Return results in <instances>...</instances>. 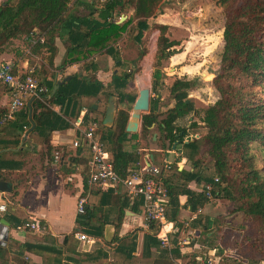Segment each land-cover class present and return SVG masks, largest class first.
Here are the masks:
<instances>
[{
  "label": "trees",
  "instance_id": "1",
  "mask_svg": "<svg viewBox=\"0 0 264 264\" xmlns=\"http://www.w3.org/2000/svg\"><path fill=\"white\" fill-rule=\"evenodd\" d=\"M162 2L163 0H92L87 5L89 10L86 12L85 9L78 11L76 6L82 4L80 0H7L0 5V54L13 40H25L30 46V38L40 36L44 38V43H37L31 48L36 51L40 47L46 48L54 54V39L65 31L70 41V46L66 49L67 55L70 58L74 54L78 55V58H71L70 63L81 60L79 55H83L84 59L90 58L92 51L105 50L111 53V44H116L129 29L131 32L137 31L134 39L138 41L142 33L149 29L150 19L155 18L158 12L160 14ZM221 4L225 15L221 68L212 81L213 88L218 93L217 100L202 111L200 123L192 122L187 128L176 125L177 120L189 114L191 104L187 99L188 92L199 82L198 78L177 79L169 89L176 100L175 105L159 119V97H152L148 112L141 116L140 134H148L150 128L156 125L168 147L175 143L182 146V157L193 168L192 172H176L173 167L175 172L163 174V182L172 201L181 192H187L184 189L191 180L203 179L202 174L207 171L209 177L206 176L204 182L213 184L212 196L215 199L226 198L232 204L229 211L231 217L240 220L242 224L255 222L264 237V0H221ZM82 5L87 8L85 4ZM126 10H132V15L123 23L117 24L113 19L114 15ZM159 28L152 75L151 91L154 94L161 78V61L169 58L171 48L178 45L166 36V25H160ZM83 48H86L85 51ZM88 67L96 70L92 62L86 68ZM130 77L129 71L119 76L115 74L111 84L104 86L96 79L73 75L54 94L51 93L54 85L49 83L48 105L34 99L30 115L29 108L25 106L2 128L13 125L21 134L24 127L30 129L34 126L33 134L43 139L45 155L52 162L50 134L59 128L68 127L64 116L77 118L86 109L88 113L84 115V120L86 123H97L96 133L109 154L114 171L122 178L129 177L141 168V155L136 150L137 144L128 145L138 137L137 134L125 131L128 113L119 110L112 127L105 128L102 125L105 109L95 110L96 101L85 107L84 100L97 98L99 93L113 86L119 98L134 103L136 97L123 91ZM73 80L76 84L71 83ZM240 80L246 83L237 84ZM67 84L71 87L68 93L64 90ZM110 95L109 93L107 97ZM55 104L63 107L61 114L55 113L51 108ZM188 131L192 134H187ZM187 135H199V138L184 141ZM19 137L18 135L15 140L16 146ZM128 147L133 150H128ZM161 147L164 149L166 145L162 144ZM200 155L202 157L199 159ZM68 157H63L59 166L69 174L77 165H84L82 180L85 196L89 188L86 166L89 151L78 148L75 155L69 154ZM260 158L263 165L259 164ZM172 177H175L174 181ZM214 178L218 182L214 183ZM90 190L91 195L100 194L101 197L111 192L116 208V215L111 223L118 233L124 217L123 197L116 196L112 190ZM101 211V207L94 206L91 210L87 207L82 215L85 220L83 225L88 226L96 220ZM97 227L102 236L104 223L101 222ZM149 228L156 230L153 224H149ZM74 233L64 237L63 245H69L72 249L79 248L78 241L73 238ZM118 240L120 239L115 234L114 241ZM93 251L94 247L87 253ZM26 252L37 254L31 246L8 240L6 247H0V264H34L29 258L25 259ZM45 263L46 259L43 258L41 264ZM256 264H260V261Z\"/></svg>",
  "mask_w": 264,
  "mask_h": 264
},
{
  "label": "crops",
  "instance_id": "2",
  "mask_svg": "<svg viewBox=\"0 0 264 264\" xmlns=\"http://www.w3.org/2000/svg\"><path fill=\"white\" fill-rule=\"evenodd\" d=\"M80 1L86 6L92 3V0ZM82 4H78L76 7L88 12L89 7L86 8ZM128 11L129 15L126 19L132 15V10ZM163 15L159 14L155 18H151L150 21L157 23V20L161 19ZM65 38L64 34L55 37L54 54L48 52L46 48L40 47L36 51L29 46L19 55L18 50L15 51L12 48H17V44H23L25 40H13L0 54V63H13L15 71L19 73L34 71V74L46 87L49 83L54 86L62 83L58 85L59 87L71 79L72 75L68 72L84 65L82 64L83 55H79L81 60L70 63L71 58L67 55ZM101 54L100 57L104 58L103 60L108 63V67H112L114 61L109 56V52L105 53L104 50ZM113 75L115 72L112 73V77ZM68 77L70 78L67 80ZM111 81L112 79H109L102 84L107 86L111 84ZM9 97L8 87L0 82V112L7 107ZM94 106L96 107L95 110L99 109L96 105ZM51 108L55 113L60 112L57 105H52ZM83 113L87 114L88 112L83 109L79 116ZM63 118L68 123V127L65 130L53 131L50 134L52 162L48 161L45 155L43 139L33 134L34 126H31L30 129L24 127L21 134L13 128V125L0 127V203H5L7 207L5 213H0V224L7 226L10 230L7 242L8 240L15 241L31 246L37 251V254L26 252L24 254L25 259L29 258L34 264H41L43 258L46 259L45 264H106L98 252L86 253L77 247L72 249L69 248V245H63L65 236L77 231L88 234L87 232L92 229L93 225L99 226L102 222L104 227L102 236L99 238L100 241L103 239L104 243L115 245V260L112 264H220L222 262V254L225 253L223 244L218 243L209 246V243H213L215 239L219 241L217 232L220 227H216L215 223L217 220H221L217 219L214 213L219 209L221 201L214 197L210 199L203 197L201 190L202 184L205 183L204 179L209 177L207 171L203 172V179L195 178L187 184L184 189L187 192H181L176 196V200L174 198V201L170 198L171 207L168 217L170 226L166 227L167 231L170 230L167 234V247L161 245L158 240L157 227L155 226L156 230L149 228V224L144 221L140 207H137L136 204L131 205L123 191L116 194V196L124 199V217L118 233L111 223L116 215L111 192L105 193L101 197L100 194L91 195L92 190L87 189L85 195L87 198L86 208L91 210L97 206L101 207L102 211L98 213L96 220L90 222L88 226H84L85 220L76 212L77 198L84 191L82 180L84 165L79 164L73 172L66 174L53 160L55 151H59L65 158L69 154L72 155L70 144L78 136L73 126L76 118L73 116H64ZM84 125L87 127L88 123L85 122ZM187 125L189 126L190 122ZM18 135L20 137L16 146L15 140ZM196 137L198 136L196 135ZM128 150L133 149L129 147ZM136 150L141 155L145 149L138 147ZM150 150L143 159L141 157V167L147 163L161 165L163 161H169L172 163V170L174 167L176 172L193 171L189 162L180 155L175 160H171L169 155L163 154L162 160H160V155L156 154H162L164 149L160 146L156 151ZM180 159H182L183 164L177 170L176 164ZM174 170L171 172H175ZM172 179L174 181L175 177ZM223 219L225 220V217ZM32 220L46 228L45 235L17 230L21 223ZM107 225H111L115 229L111 242H106L104 238ZM115 234L120 240L114 241ZM203 234L205 236L201 240ZM74 240L76 239L74 238ZM239 262H242V258L239 259Z\"/></svg>",
  "mask_w": 264,
  "mask_h": 264
},
{
  "label": "rangeland",
  "instance_id": "3",
  "mask_svg": "<svg viewBox=\"0 0 264 264\" xmlns=\"http://www.w3.org/2000/svg\"><path fill=\"white\" fill-rule=\"evenodd\" d=\"M159 10L161 11L160 14H164L163 17L157 20V23L151 21L149 29L142 33L138 41L134 39L137 31L131 32L129 29L116 44L113 43L110 46L112 52L109 53V56L114 61L112 67L109 68L108 63L103 60L104 58L100 57L102 55L101 52L92 51L91 59H83V66H78V68L68 73L81 78L87 76L89 79H96L100 83H105L112 79V73L114 74L115 72L119 76L129 71L131 77L123 91L137 98L139 90L147 88L150 90V99L158 95L159 101L157 105L161 113L159 119L163 118L166 111L176 103L169 91L172 83L177 79L191 80L198 78V84L188 92L187 96L191 104V110L187 116L177 121L178 126L187 128L188 122L190 124L192 122L200 123L202 111L218 98V93L213 88L212 81L221 68L220 60L223 49V27L225 24L224 8L221 0H163ZM128 15L129 11L126 10L124 13L116 15L113 19L118 23L122 16L128 17ZM164 24L168 27L166 36L169 40L177 42L178 45L171 48L169 58L161 61V78L154 94L151 91L154 56L160 33L159 26ZM63 34L66 37V48H68L70 46L69 36L66 31ZM17 45V48L12 49L18 50L19 55L29 47L27 41ZM83 49L85 51L86 48ZM77 56L74 54L71 58L73 59ZM96 58L99 59L95 60ZM90 62H92L96 70L91 67L86 68ZM71 83L76 84L74 80ZM245 83L246 81L244 80L237 82V84ZM70 84L65 85L64 90L67 93L71 91ZM109 93L117 98L116 113L119 110H124L130 117L133 103L119 98L117 92L113 90V86H110L109 90L99 93L98 97L94 98L96 100H84L85 107L96 101L97 108L100 110L106 109L108 103L107 95ZM55 105L59 106V113H61L63 107L58 104ZM58 130H65V128H59ZM68 134L71 135V133ZM187 134H192V132L188 131ZM137 135L139 137L129 142L128 145L137 144L139 148H144L145 150L141 152L142 159L151 151L150 149L156 151L162 144L166 145L162 154H156L152 151L156 155H160V160H162L163 154L169 155L171 160H175L179 155L182 156V146L175 143L172 147H168L156 125H153L146 135L140 134L139 127ZM197 136L187 135L184 141L198 139L199 135ZM201 157L202 155L198 156L199 159ZM259 164L263 165L261 158ZM219 200L221 201L219 209L214 213L215 217L221 220H217L215 223L216 227L221 228L217 232L219 241L215 239L213 243H209V246L217 245L218 243L223 244L222 247L225 253L222 254V262L220 264H256L259 261L260 264H263L264 237L259 231L257 224L255 222L242 224L240 220L232 218L229 214L232 204L226 198ZM223 217H225V220ZM91 228L87 233L98 240L93 253L98 252L106 264H112L115 260V245H108L104 243L103 239L100 241L101 230L99 227L93 225ZM204 236L205 234L202 235L201 240ZM240 258H242L241 263L239 262Z\"/></svg>",
  "mask_w": 264,
  "mask_h": 264
},
{
  "label": "built area",
  "instance_id": "4",
  "mask_svg": "<svg viewBox=\"0 0 264 264\" xmlns=\"http://www.w3.org/2000/svg\"><path fill=\"white\" fill-rule=\"evenodd\" d=\"M5 1L7 0H0V5ZM29 42L32 47L37 43L43 44L44 38L42 36L30 38ZM0 82L8 87L10 93L7 107L0 112V127L13 120L15 115L27 106L29 99H38L47 105L49 90L40 82L34 71L19 73L15 71L13 63L1 62ZM84 115V113L81 114L73 122L78 136L71 141L70 147L73 151L72 155H75L78 148L89 151L86 162L89 188L112 190L114 194L123 191L131 205L136 204L137 207H140L144 221L157 227V238L161 245L167 247V234L170 230L167 231L166 227L170 226L168 217L171 206L170 195L162 176L164 173L172 171V163L169 161H163L161 165L147 163L138 171L131 173L129 177H120L114 171L109 154L104 149L100 136L96 133L97 123L90 122L87 127H84ZM53 157L54 163L59 164L64 156L59 151H55ZM68 158L67 156L66 159ZM182 164V159H180L176 164L177 170L182 167ZM216 182L218 180L214 178V183ZM212 191V183L202 184L201 192L207 199L212 198ZM86 204L87 198L83 196L82 192L77 198V215L85 214ZM6 210V204L0 203V213H5ZM17 230L30 231L40 235L46 234V228L33 220L21 223ZM9 232L7 226L0 224V247H6ZM73 236L79 243V250L86 253L90 252L98 242L97 238L82 231L75 232Z\"/></svg>",
  "mask_w": 264,
  "mask_h": 264
},
{
  "label": "water",
  "instance_id": "5",
  "mask_svg": "<svg viewBox=\"0 0 264 264\" xmlns=\"http://www.w3.org/2000/svg\"><path fill=\"white\" fill-rule=\"evenodd\" d=\"M126 19L125 16L120 18V21L117 24H121L122 21ZM70 77L67 78V80ZM66 81V80H65ZM62 84V83H59ZM58 84V85H59ZM58 85H55L51 91L52 94L55 93ZM33 99H30L27 103V107L29 108V115L31 113L30 106ZM150 104V90L140 89L138 97L136 98L135 102L132 106V112L130 114L129 120L126 125V133L136 134L140 127V119L141 116L148 112ZM94 108H96L94 106ZM116 116V98L110 96L108 99V104L106 107L105 117L103 119V126L104 127H111L113 125L114 119ZM114 227L111 225H107L105 228L104 238L106 242H111L114 236Z\"/></svg>",
  "mask_w": 264,
  "mask_h": 264
},
{
  "label": "flooded vegetation",
  "instance_id": "6",
  "mask_svg": "<svg viewBox=\"0 0 264 264\" xmlns=\"http://www.w3.org/2000/svg\"><path fill=\"white\" fill-rule=\"evenodd\" d=\"M108 102V101H107Z\"/></svg>",
  "mask_w": 264,
  "mask_h": 264
}]
</instances>
